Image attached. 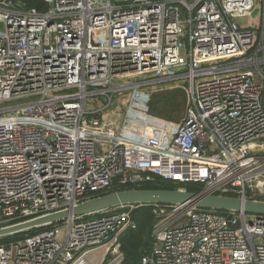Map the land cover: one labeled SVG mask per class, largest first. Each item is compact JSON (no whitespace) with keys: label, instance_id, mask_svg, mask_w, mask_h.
Masks as SVG:
<instances>
[{"label":"built area","instance_id":"obj_1","mask_svg":"<svg viewBox=\"0 0 264 264\" xmlns=\"http://www.w3.org/2000/svg\"><path fill=\"white\" fill-rule=\"evenodd\" d=\"M45 2L0 0V227L156 179L264 201V0ZM177 82L181 123L150 106ZM146 206L140 264H264V216L187 204L70 217L1 244L0 264H122Z\"/></svg>","mask_w":264,"mask_h":264},{"label":"water","instance_id":"obj_2","mask_svg":"<svg viewBox=\"0 0 264 264\" xmlns=\"http://www.w3.org/2000/svg\"><path fill=\"white\" fill-rule=\"evenodd\" d=\"M256 12L257 10L254 14ZM132 204H187L203 209L224 212L244 211L248 215L264 216V201L262 200H243L231 196L191 192L181 188H127L101 194L69 209L0 227V238L46 228L70 217L87 216L118 206Z\"/></svg>","mask_w":264,"mask_h":264},{"label":"trees","instance_id":"obj_3","mask_svg":"<svg viewBox=\"0 0 264 264\" xmlns=\"http://www.w3.org/2000/svg\"><path fill=\"white\" fill-rule=\"evenodd\" d=\"M25 2L27 6L36 7L42 11L47 9V3L45 2V0H25ZM150 106L152 111L154 113H157L158 102L151 99ZM136 187L137 188H170V189L185 187L187 190L197 193L202 190L201 185H199L198 183L178 184L174 182L162 181L160 179L142 183L141 185H138ZM121 189H123V186H119L115 184L107 191L111 192ZM150 211H151V207L146 206L134 212V217L135 220L137 221V228L125 233L121 239L122 247L126 254L125 261L122 264H140L142 256L150 251L153 244L151 231L153 224L156 220L155 216ZM39 230L41 229H34L19 235L0 238V245L20 239L24 236L33 234Z\"/></svg>","mask_w":264,"mask_h":264},{"label":"rangeland","instance_id":"obj_4","mask_svg":"<svg viewBox=\"0 0 264 264\" xmlns=\"http://www.w3.org/2000/svg\"><path fill=\"white\" fill-rule=\"evenodd\" d=\"M150 90L151 99L158 102L156 115L177 123L184 121L189 103V88L186 83H161L154 85Z\"/></svg>","mask_w":264,"mask_h":264}]
</instances>
